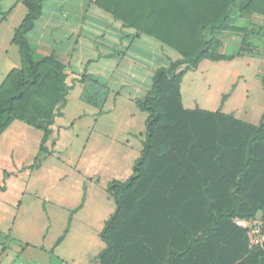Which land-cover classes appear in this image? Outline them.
I'll use <instances>...</instances> for the list:
<instances>
[{"label":"trees","instance_id":"trees-1","mask_svg":"<svg viewBox=\"0 0 264 264\" xmlns=\"http://www.w3.org/2000/svg\"><path fill=\"white\" fill-rule=\"evenodd\" d=\"M44 1L18 0L27 10L12 38L20 65L0 84V136L21 122L42 133L41 154L70 90L59 57L36 55L27 37ZM93 4L136 37L153 38L179 56L136 101L147 114L146 140L132 176L107 187L116 210L100 233L105 249L96 264H264V121L254 127L220 112L188 110L180 94L183 77L202 61L227 59L217 51V36L246 32L235 27L233 14L264 16V0ZM235 219L261 222V244L251 246Z\"/></svg>","mask_w":264,"mask_h":264},{"label":"crops","instance_id":"crops-1","mask_svg":"<svg viewBox=\"0 0 264 264\" xmlns=\"http://www.w3.org/2000/svg\"><path fill=\"white\" fill-rule=\"evenodd\" d=\"M93 2L94 0H45L42 4V15L36 21L34 28L27 37L31 44H35V49L38 50V53H41L39 55L43 56L53 53L59 57V60L66 66V84L71 87L73 83H78L81 88L79 101L96 109L97 115L100 116L103 113L107 96L111 90L105 84L99 82L96 78L97 76L94 75L95 73L88 72L76 75L71 69L72 57L79 47L81 37L84 39L87 37L91 41L90 37L83 36L84 34L86 35L85 30L90 17H101V13L110 16L98 9ZM45 3L48 6L46 13L43 14V5ZM15 12H21L22 20L27 13L25 7L18 0H15L5 12L1 11L0 22L5 21L9 15L12 16ZM232 19H234L235 27L243 28L246 32L234 33L226 31L221 33L216 37V40L220 42L217 51L227 59L221 61L207 60L220 65L221 76L226 78L228 83L226 84V91L222 92L220 101L215 105L209 104L207 106V104H204L201 107L186 108L183 101L182 105L188 110L197 109L208 112H220L223 115L231 116L237 121L259 127L264 121V16L247 14L243 17H238L233 14ZM117 22L120 25L119 33L123 29L132 30L122 26L119 21ZM132 32L134 35L132 39H128L126 38L127 35L120 33L118 42L113 45L112 51L105 57L109 58L111 52L117 51L119 60L110 62L115 63V66L109 69L111 72L110 77L120 67H125L126 70L131 68V71H133V62L129 59L125 60V56L134 39L145 35L136 37L135 32L133 30ZM103 36L101 34L93 36V43L91 42V44L94 51L98 49L95 45L100 44V41H97L96 38L102 40ZM12 38L10 44L14 45L12 44ZM150 39L157 44L160 43L153 38ZM98 60V57L89 58L85 61V64H92L94 61L98 62ZM123 60H125V63L122 62ZM127 61L131 65H128ZM159 65L155 66L152 71L150 70L152 72L150 87L144 91L142 97L125 95L126 88H132L130 84H119L120 88L116 92L120 96L125 95L127 101L134 104L136 109L133 112L139 110L146 115L144 119L145 130L147 114L137 106L136 101L144 98L150 91L155 73L159 69L169 66L166 67L164 61ZM161 65L164 66L161 67ZM212 68V64L207 65L206 76L212 74ZM83 76L85 77V82L82 83L80 80ZM68 95L61 114H63L67 105ZM124 109L127 114L128 108ZM127 115L130 118L132 117L130 113ZM57 118L55 121H57ZM79 119L77 117L74 120L79 121ZM55 121L54 123H56ZM40 135L39 148L42 133ZM144 138L146 140V132ZM47 142L44 145L45 148ZM46 151L47 154H37L36 158L39 159V163L35 167L30 168L36 158L32 164L27 166L20 164L17 168L13 164L10 170H4L2 173V182L0 184V264H96L98 255L105 249L100 233L106 221L116 210L113 198L107 193L109 184L104 191L99 190L97 184L95 185L94 177L88 179V176L83 175L80 185L78 180L75 182L78 186L73 187L75 192L72 197L69 195L72 187L61 189L48 186H42L39 189L29 188V195L36 200V205H30L27 209L22 208L21 202L15 208L13 204L4 199L9 192V180L13 177L21 179V174L27 172L30 177L33 173L39 171L42 162L52 157V153L47 148ZM8 156L12 159V152ZM133 165V162H131L125 181L132 176H130V170L133 169ZM70 172L81 174L75 168ZM57 177L61 181L65 176L60 175ZM89 183L92 185L86 187V184ZM25 192L26 190H24ZM259 223L261 224V222ZM53 230H55V233L54 237L51 238L49 235L53 233Z\"/></svg>","mask_w":264,"mask_h":264},{"label":"rangeland","instance_id":"rangeland-1","mask_svg":"<svg viewBox=\"0 0 264 264\" xmlns=\"http://www.w3.org/2000/svg\"><path fill=\"white\" fill-rule=\"evenodd\" d=\"M14 2L15 0H1V11L8 10ZM46 3L43 5V14L47 11ZM101 15L102 18L90 17L88 20L86 35L83 36L90 37L91 41L87 37L85 39L81 37L79 47L72 57L71 69L76 75L95 73L99 82L111 90L103 113L98 116L96 109L80 102L81 88L78 83H73L62 117L57 118L52 126V133L46 144L52 157L45 159L40 170L32 176L29 177L27 172L21 174V179L13 177L9 180V192L4 199L15 208L19 202L22 208L26 209L30 205H36V200L29 195V188L72 187L69 192L72 197L75 192L73 187L78 186L75 182L78 180L80 185L83 175L88 176V179L94 177L95 185L97 184L98 189L104 191L111 181H125L130 163L134 164L140 156L145 142L146 115L139 110L133 112L136 108L133 103L127 101L125 95L142 97L144 91L150 87L152 69L160 66L159 64L163 61L167 67L179 56L172 49L160 43L157 44L146 36H140L134 39L125 56V60L129 59L133 62V71L131 68L126 70L125 67H120L110 77L109 69L115 66V63L110 62L119 60L117 51L111 52L109 58L105 57L118 42L120 33L127 35L128 39L134 38V35L132 30L128 29H123L119 33V23L104 13ZM21 20V12H15L5 21L0 22V84L12 68L19 66L18 49L10 44V40ZM100 34L104 35L103 39L96 38L100 44L95 45L98 49L94 51L91 44L92 38ZM34 45L32 43L33 48H35ZM35 53L38 56L41 54L38 50H35ZM95 57L99 58L98 62L85 64L87 59ZM125 60L122 62L125 63ZM126 63L131 65L129 61ZM210 64L213 66L212 74L206 76V68ZM219 68H221L220 65L204 60L197 70L185 75L181 84V95L186 108L201 107L204 104L215 105L220 101L221 94L226 91L228 83L226 78L221 76ZM119 84H130L132 88H126L125 95L120 96L116 93L120 88ZM124 108H128L127 112L132 114L131 118L128 117V113H125ZM77 117L80 118L79 121L74 120ZM40 134L38 130L18 121L12 122L2 133L0 136V184L3 171L10 170L11 165L14 164L17 168L20 164L27 166L33 163L39 154ZM10 152L13 155L12 159L8 156ZM73 168L81 174L70 172ZM132 174L133 169L130 170V176ZM60 175L65 176L61 181L57 179ZM89 185L92 184H86V187ZM24 190H26L25 193ZM52 232L49 235L51 238L54 237L55 230Z\"/></svg>","mask_w":264,"mask_h":264},{"label":"built area","instance_id":"built-area-1","mask_svg":"<svg viewBox=\"0 0 264 264\" xmlns=\"http://www.w3.org/2000/svg\"><path fill=\"white\" fill-rule=\"evenodd\" d=\"M234 224L237 227L247 229L248 236L250 239V245L256 246L260 245L262 241L261 237V224L257 221H246L242 219H235Z\"/></svg>","mask_w":264,"mask_h":264}]
</instances>
